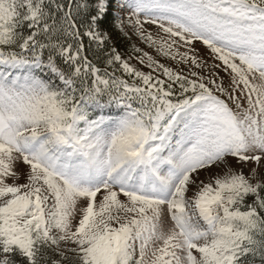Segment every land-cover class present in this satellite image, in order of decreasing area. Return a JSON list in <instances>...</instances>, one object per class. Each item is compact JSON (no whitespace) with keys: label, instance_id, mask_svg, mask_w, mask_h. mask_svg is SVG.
Returning <instances> with one entry per match:
<instances>
[{"label":"snow or ice","instance_id":"1","mask_svg":"<svg viewBox=\"0 0 264 264\" xmlns=\"http://www.w3.org/2000/svg\"><path fill=\"white\" fill-rule=\"evenodd\" d=\"M0 264H264V0H0Z\"/></svg>","mask_w":264,"mask_h":264}]
</instances>
